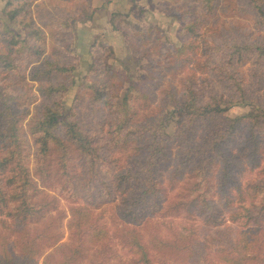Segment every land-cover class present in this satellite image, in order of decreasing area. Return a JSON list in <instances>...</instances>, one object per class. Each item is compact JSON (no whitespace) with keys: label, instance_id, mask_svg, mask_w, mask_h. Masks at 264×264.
<instances>
[{"label":"trees","instance_id":"trees-1","mask_svg":"<svg viewBox=\"0 0 264 264\" xmlns=\"http://www.w3.org/2000/svg\"><path fill=\"white\" fill-rule=\"evenodd\" d=\"M192 1L200 4L202 13L196 14L192 6L187 7L184 3L177 7L183 17L179 32L182 38L180 46L174 50V60L199 63L203 58L201 54L207 55V60L201 61V65L227 83L229 94L219 97L210 85L206 90L202 89L193 70L180 79L179 86L169 84L161 88L158 103L150 106L155 95L147 91L146 83L155 80L153 75L131 84L121 97L124 78L112 70L107 58L97 56L88 66V73L93 78L85 89L89 93L90 107L104 113L106 118L103 144L110 153L108 157L80 123L74 109L70 107L63 112L61 95L74 83V65L43 58L31 61L24 68L23 56L41 58L46 36L28 14L29 0L5 2V16L22 27L25 35L21 36L0 18V216L4 224L12 220L7 223L11 224V231L16 235L12 240L0 234V264H36L41 241L51 242L54 236L47 226L37 232H29L26 227L30 219H37L40 212L32 199L37 188L28 164L30 156L33 157L36 174L44 181L52 172L47 166L48 160H55V173L69 175L66 168L71 151L86 166L89 177L97 174L100 163L117 159L111 158L114 150L129 151L134 159V168L118 172L114 180L115 186L121 190L127 188L128 191L129 186H137L133 193L127 192L122 198L124 207L121 210L124 220L136 221L142 209L156 207L159 198L167 197L161 194L162 187L158 185L156 175L157 169L167 168L172 162L170 141L178 137L182 142L191 140L193 137L188 135L197 125L206 131L204 143L197 144L191 140L190 144L182 145L179 148L182 158L176 160L172 168L174 178H178L188 165L190 176L198 178L190 187L194 195L173 202L171 210L177 213L182 209L186 214L196 212L202 217L203 230H212L213 234L207 243L193 239L190 234L178 233L173 238L154 236L147 244L141 234L130 227L124 231L125 242L138 253V264H154L152 252L156 251L185 256L187 264H208L205 250L209 242L216 244L214 256L218 262L249 264L257 261L256 251L261 247L264 236L261 224L264 221V180L242 184L227 171L228 168L223 169L216 186L218 195L214 199L209 195L211 186L206 174L215 155H220V143L229 132L247 124L250 138L245 145L254 149L256 144L249 141L255 143L258 134L264 131V105L233 118L224 115L233 105L255 104L237 68L248 59L255 58L263 64L260 75L264 79V34L253 41L222 44L210 41L205 30L217 14L218 0ZM247 2L257 25L264 31V0ZM152 31L153 28L147 27L136 31V35L144 38ZM101 47V54L111 51L109 46ZM133 51L143 52H137L136 46H133ZM27 76L29 81L38 83L36 94H32L28 102L34 103L36 98L39 102L23 126L21 120L29 111L23 103L26 93L10 90L12 79L27 83ZM139 108L145 111L140 113ZM172 120L175 129L169 134L166 128ZM231 155V150H224L221 157L227 160ZM226 214L233 223L238 221V217H244V223L232 229L233 235L229 227L223 226ZM5 226L8 227L7 224ZM67 227L79 242L59 248L58 255L53 253L54 250L47 253L42 264H75L83 254L84 244H97L107 236V228L94 217L93 208L87 204L70 208Z\"/></svg>","mask_w":264,"mask_h":264},{"label":"rangeland","instance_id":"rangeland-1","mask_svg":"<svg viewBox=\"0 0 264 264\" xmlns=\"http://www.w3.org/2000/svg\"><path fill=\"white\" fill-rule=\"evenodd\" d=\"M0 9V18L5 20L7 26L13 27L21 36L25 35L22 27L7 19L3 12L4 4ZM29 16L35 24L44 32L46 38L42 44L44 51L41 58L23 56L21 62L29 65L31 61H41L43 58H52L60 62L74 65L73 85L61 95L63 112L72 107L80 123L92 135L97 145L103 149L105 156H109L105 140V116L101 111L92 109L89 105V93L85 89L93 76L88 73V66L97 56L102 55L109 66L115 72L122 75V91L120 96L136 84L138 80L153 75L155 80L146 83L147 91L155 95L150 106L156 105L160 97L159 90L172 84L179 86L180 79L191 71H196L200 87L204 90L207 85L219 97L229 94L227 83L219 75L213 73L201 63L207 60L203 56L202 62H188L185 59L181 63L174 60V50L181 44L179 34L182 25L181 14L177 7L183 3L187 7L192 6L196 14L202 13L200 4L192 0H29ZM153 28V31L142 38L136 35V31L144 28ZM206 38L210 41L221 43L231 41H253L257 36L264 34V31L257 25L255 15L249 7L247 0H218V11L210 20L209 28L205 30ZM264 36V35H262ZM109 46L111 51L102 53V45ZM136 46L137 52L133 51ZM136 53V54H134ZM200 56V57H201ZM263 64L255 58L239 66L238 72L243 79V84L248 87L249 96L255 100V104L242 103L231 106L225 116L233 118L245 114L258 105H264V79L260 72ZM16 81L12 79V92H25L24 104L29 111L22 118L23 126L35 112L39 99L34 103L28 100L32 94H36V86L28 80ZM117 80L119 78H116ZM147 92V93H148ZM140 113L145 111L139 108ZM173 120L167 124L166 131L172 134L175 126ZM206 132V131H205ZM203 126H194L193 132L188 136L193 137L197 144H203ZM226 134V133H225ZM226 139L220 143L218 149L220 155H215L208 166L207 180L210 183L209 195L216 199V186L219 182L222 170L227 169L242 184L252 181L264 180V131L258 134L255 148H247L246 141L249 140L247 124H241L232 132L226 135ZM182 142L181 138L170 141L171 164L166 168L157 169L156 178L158 185L162 187V193L166 199L159 198L156 207L142 209L136 221L124 220L121 210L124 205L122 198L127 192L133 193L137 186H129L120 189L115 186L114 176L124 170L134 168V159L129 151L112 152V159H108L98 165L97 174L89 177L86 166L80 161L74 151H71L66 168L69 175L55 173L57 164L55 160H48L47 166L52 170L50 176L44 181L39 178L34 169L33 157L30 156L29 167L35 183V191L32 194L33 202L40 208L37 219H30L26 224L29 232L40 231L43 227H49L53 233L52 241H41V252L37 256L36 264H42L46 254L54 250L58 255L61 247L73 246L79 242L77 236L67 227L69 212L72 206L87 204L93 208L94 217L107 228V236L97 244H84L83 254L75 264H138L135 253L125 242L124 231L130 227L135 228L141 234L143 240L149 244L154 236L160 238H173L178 233L190 234L195 240L208 242V237L213 231L203 230L202 217L196 212L186 214L182 209L173 212V202L186 200L194 194L190 187L197 177H191L190 171L175 177L172 168L176 160L182 158L179 148L182 145L190 144V141ZM224 150H231L233 155L224 160ZM33 150H30V153ZM108 154V155H107ZM183 169V170H184ZM106 183V184H104ZM232 191V190H231ZM223 226L231 229V235L237 225L244 223V217H238L236 223L224 215ZM11 223L12 220L7 221ZM8 227L0 216V234L15 238L11 231V224ZM264 228V221L261 223ZM215 235V234H214ZM261 247L257 252V261L249 264H264V236L261 239ZM205 250V260L208 264H225L218 262L214 256L216 244L208 243ZM56 248V250H55ZM180 256V257H179ZM174 253L152 252L154 264H187L185 256Z\"/></svg>","mask_w":264,"mask_h":264},{"label":"crops","instance_id":"crops-1","mask_svg":"<svg viewBox=\"0 0 264 264\" xmlns=\"http://www.w3.org/2000/svg\"><path fill=\"white\" fill-rule=\"evenodd\" d=\"M3 6V0H0V9L2 8Z\"/></svg>","mask_w":264,"mask_h":264}]
</instances>
